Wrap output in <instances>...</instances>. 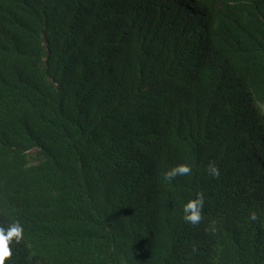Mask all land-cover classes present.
Masks as SVG:
<instances>
[{"label": "trees", "instance_id": "trees-1", "mask_svg": "<svg viewBox=\"0 0 264 264\" xmlns=\"http://www.w3.org/2000/svg\"><path fill=\"white\" fill-rule=\"evenodd\" d=\"M148 1L0 0L4 264H264V0Z\"/></svg>", "mask_w": 264, "mask_h": 264}, {"label": "clouds", "instance_id": "clouds-1", "mask_svg": "<svg viewBox=\"0 0 264 264\" xmlns=\"http://www.w3.org/2000/svg\"><path fill=\"white\" fill-rule=\"evenodd\" d=\"M171 1L179 7L187 8L189 12L200 18V33H196V36L201 35L202 30H205L202 26V0H149L142 7V22L152 18L156 13L160 11V6L163 2ZM173 64L180 67L184 72H188V67L181 61L174 60ZM192 172L191 167L182 163L164 173V179L171 181L177 176H188ZM207 173L212 178H218L220 176L219 168L214 164L210 163L207 167ZM204 207V196L202 193H197L195 198L187 200L182 208L183 219L192 224L196 225L200 223L202 219V209ZM22 226L19 223H14L8 227H0V264H4V258L11 256L12 252L9 245L15 240L19 241L22 237Z\"/></svg>", "mask_w": 264, "mask_h": 264}, {"label": "rangeland", "instance_id": "rangeland-1", "mask_svg": "<svg viewBox=\"0 0 264 264\" xmlns=\"http://www.w3.org/2000/svg\"><path fill=\"white\" fill-rule=\"evenodd\" d=\"M260 119L264 122V104L259 106Z\"/></svg>", "mask_w": 264, "mask_h": 264}]
</instances>
